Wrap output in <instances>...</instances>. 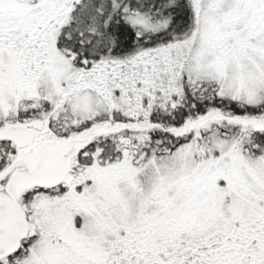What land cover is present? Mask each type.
I'll use <instances>...</instances> for the list:
<instances>
[{"label": "snow or ice", "instance_id": "snow-or-ice-1", "mask_svg": "<svg viewBox=\"0 0 264 264\" xmlns=\"http://www.w3.org/2000/svg\"><path fill=\"white\" fill-rule=\"evenodd\" d=\"M0 264H264V0H0Z\"/></svg>", "mask_w": 264, "mask_h": 264}]
</instances>
